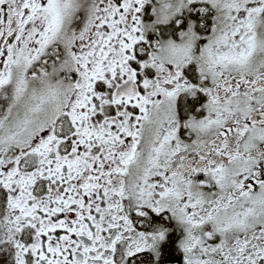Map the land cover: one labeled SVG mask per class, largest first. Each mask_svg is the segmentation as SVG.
Instances as JSON below:
<instances>
[{"label":"snow or ice","instance_id":"obj_1","mask_svg":"<svg viewBox=\"0 0 264 264\" xmlns=\"http://www.w3.org/2000/svg\"><path fill=\"white\" fill-rule=\"evenodd\" d=\"M0 264H264V0H0Z\"/></svg>","mask_w":264,"mask_h":264}]
</instances>
